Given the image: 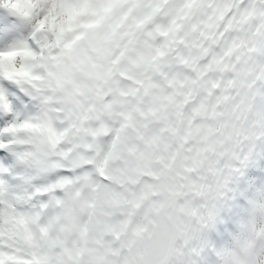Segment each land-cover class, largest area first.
I'll list each match as a JSON object with an SVG mask.
<instances>
[{
    "label": "snow or ice",
    "instance_id": "obj_1",
    "mask_svg": "<svg viewBox=\"0 0 264 264\" xmlns=\"http://www.w3.org/2000/svg\"><path fill=\"white\" fill-rule=\"evenodd\" d=\"M0 264H264V0H0Z\"/></svg>",
    "mask_w": 264,
    "mask_h": 264
}]
</instances>
